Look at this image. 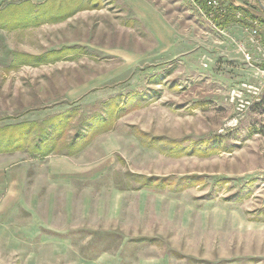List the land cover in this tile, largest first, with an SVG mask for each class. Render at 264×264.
Wrapping results in <instances>:
<instances>
[{"label":"rangeland","instance_id":"374dc122","mask_svg":"<svg viewBox=\"0 0 264 264\" xmlns=\"http://www.w3.org/2000/svg\"><path fill=\"white\" fill-rule=\"evenodd\" d=\"M28 1L46 0L0 9ZM63 1L62 11L80 4ZM221 1L264 21V0ZM98 5L0 28V126L76 107L69 137L108 115L109 100L126 109L76 153L0 152L2 171L24 165L32 176L20 204L0 211V264H264V39L238 23L214 27L192 0ZM70 46L55 62L11 67L12 51ZM214 140L208 156L170 154L171 143ZM148 177L171 184L145 186Z\"/></svg>","mask_w":264,"mask_h":264},{"label":"trees","instance_id":"16d2710c","mask_svg":"<svg viewBox=\"0 0 264 264\" xmlns=\"http://www.w3.org/2000/svg\"><path fill=\"white\" fill-rule=\"evenodd\" d=\"M59 2L44 1L40 4H33L31 2L8 3L0 9V28L13 30L18 27L38 26L44 23H55L64 20L73 13L83 9L99 8V0H85L81 1L76 9L63 10V0ZM199 7L201 12L208 18L212 25L218 29L225 28L228 25L238 22L248 24L250 19H259L256 15H252L244 7L227 3L226 11L223 14L212 13V10L206 5V0H192ZM66 9V8H65ZM240 12L244 19L239 21L236 14ZM260 20V19H259ZM262 21V20H260ZM76 47H64L55 52L44 53L42 55H30L23 52L12 51L11 67H19L21 65L38 66L40 64H47L57 60L69 57L68 53L75 51ZM138 93L129 95L132 99ZM122 101V100H121ZM124 106V107H122ZM102 107L106 109L108 115L99 113L98 115L85 118L82 122H89L86 126L80 125L69 136L65 137V133L72 128V122L77 114L76 107H70L63 113L53 114L42 121H27L20 123H13L0 126V152H14L24 151L28 152L34 158H42L50 153L65 149L66 154H73L78 152L84 144L93 136L100 132H104L111 128L114 117L118 114L117 109H125L124 103H118V99H112L103 103ZM173 142V141H172ZM207 141H204L206 143ZM156 143L150 139V144ZM219 142L213 141L212 145L194 147L185 146L181 143H171L172 155L185 154L190 152H198L202 156H208L216 153L219 149ZM163 152V151H162ZM174 152V153H173ZM157 180V181H154ZM188 185H194L195 180L189 178ZM153 182H158L153 184ZM145 186L155 185L157 187H165L169 184V179H158L148 177L144 179Z\"/></svg>","mask_w":264,"mask_h":264},{"label":"crops","instance_id":"0c3cea01","mask_svg":"<svg viewBox=\"0 0 264 264\" xmlns=\"http://www.w3.org/2000/svg\"><path fill=\"white\" fill-rule=\"evenodd\" d=\"M225 3H233L237 5L233 1L225 2ZM243 19L239 21H243ZM247 23L248 24L245 23H238V24L249 26V20L247 21ZM1 163H0V211H9V210H13L16 207V205L20 204L21 191L23 187L26 186L27 178L32 176L28 174V169H26L24 165H19L17 167L14 166L13 168L7 169V171L4 172V170L2 171L3 163L2 164ZM27 174L29 177L27 176ZM57 177L58 178L62 177L61 173H59Z\"/></svg>","mask_w":264,"mask_h":264},{"label":"built area","instance_id":"2783aa9c","mask_svg":"<svg viewBox=\"0 0 264 264\" xmlns=\"http://www.w3.org/2000/svg\"><path fill=\"white\" fill-rule=\"evenodd\" d=\"M206 5L212 10V13H210V15H212L213 13L223 14L227 8V3L221 0H206ZM236 17L239 20L243 19V16L240 12L236 14ZM249 26L254 36H257L260 39H264V21H260L259 19H250ZM261 72L262 76L264 77V70Z\"/></svg>","mask_w":264,"mask_h":264}]
</instances>
